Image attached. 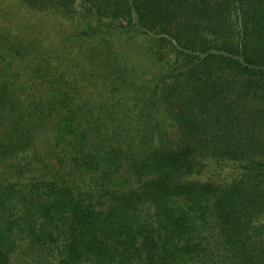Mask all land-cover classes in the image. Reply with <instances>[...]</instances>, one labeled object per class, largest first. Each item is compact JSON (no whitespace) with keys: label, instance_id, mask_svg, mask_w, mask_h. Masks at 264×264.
I'll return each mask as SVG.
<instances>
[{"label":"trees","instance_id":"trees-1","mask_svg":"<svg viewBox=\"0 0 264 264\" xmlns=\"http://www.w3.org/2000/svg\"><path fill=\"white\" fill-rule=\"evenodd\" d=\"M20 2L84 15L114 96L87 116L47 61L17 104L0 65V264H264V0ZM115 35L142 39L151 78Z\"/></svg>","mask_w":264,"mask_h":264},{"label":"rangeland","instance_id":"rangeland-1","mask_svg":"<svg viewBox=\"0 0 264 264\" xmlns=\"http://www.w3.org/2000/svg\"><path fill=\"white\" fill-rule=\"evenodd\" d=\"M84 17L64 18L52 11H32L20 0H0V65L12 64L13 74L10 76L15 77L14 83L19 88L13 96L16 102L18 98L24 102L33 101L44 91L55 71L47 70L46 62L49 61L54 62L55 69L68 78L61 88L72 89L79 94L78 99L86 111L84 114L92 115L94 107L106 113L114 93H110L105 82L97 76L109 77L111 68L100 70L103 55L92 56L88 51L99 44L96 38H90L83 32L86 27ZM1 37H4L5 43L10 39L9 44L14 47L12 52L1 44ZM127 38L122 35L107 38L109 54L116 56L118 53L126 59L127 69H136L144 78H151L157 68L148 49L143 46L140 37L132 35ZM45 96L55 95L49 93ZM45 135L47 137L48 133ZM224 177L225 174H222L221 178Z\"/></svg>","mask_w":264,"mask_h":264}]
</instances>
